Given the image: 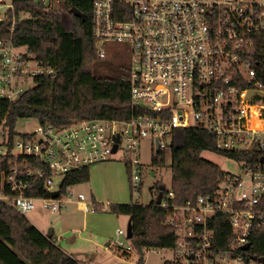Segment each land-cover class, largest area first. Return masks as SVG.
<instances>
[{
	"label": "built area",
	"instance_id": "1",
	"mask_svg": "<svg viewBox=\"0 0 264 264\" xmlns=\"http://www.w3.org/2000/svg\"><path fill=\"white\" fill-rule=\"evenodd\" d=\"M62 1L34 0L44 10ZM91 11L100 58L106 56L105 41L125 44L131 108L142 112L128 120L39 122L33 131L14 130L10 139L7 118L11 104L30 88L24 82L55 71L15 44V27L26 14L16 11L13 0H0V202L21 214L37 202L57 212L74 201L70 187L61 192L62 177L111 160L122 143L120 160L135 197L143 177L141 139L150 136L154 146L158 139L157 152L164 154L173 129H201L213 136L217 149L250 156L235 160L241 173H226L213 193L171 204L165 223L176 239L169 264H264L253 253L255 232L264 229V84L261 62L249 52L263 41L264 0H91ZM38 180L45 194L28 193ZM167 197H173L170 188ZM76 198L83 211H96L81 192ZM159 204L169 207L167 199ZM218 215L229 225L223 246L216 234ZM119 247L131 250L130 244Z\"/></svg>",
	"mask_w": 264,
	"mask_h": 264
},
{
	"label": "trees",
	"instance_id": "2",
	"mask_svg": "<svg viewBox=\"0 0 264 264\" xmlns=\"http://www.w3.org/2000/svg\"><path fill=\"white\" fill-rule=\"evenodd\" d=\"M21 17L13 35L17 46H24L36 60L52 68L53 75L34 78V85L23 92L9 110L7 125L9 138L15 133V124L21 118H34L40 123L56 126L92 118L128 120L132 113L141 109L131 108L128 67L111 68V73L102 74L107 66H101L96 42L92 34L91 0H63L58 7L44 10L34 0H13ZM62 13L68 15L70 26L62 21ZM250 55L260 60L259 76L264 84V36ZM203 151H215L234 160L250 156L243 151L219 150L213 136L201 129L175 128L171 132V184L173 197L168 198V188L155 181L149 188L153 197L148 204L131 201L124 204H108L115 212L130 217L131 237L129 244L143 264L145 251L150 248H171L176 235L165 221L171 213V204H183L198 195L213 193L217 183L227 172L217 164L203 158ZM164 154L152 155V163L162 164ZM0 164V173L2 171ZM89 167L67 172L61 180V192L89 179ZM33 195H44L42 181H36ZM167 199L169 207L156 202L157 196ZM102 209V204H95ZM221 225L216 228L219 245L223 246L229 234L226 217L218 215ZM253 253L264 257V229H257ZM121 248V247H120ZM123 249V248H122ZM124 255L129 252L123 249ZM0 264H83L65 252L50 237L36 228L24 214L0 202ZM165 264H169L166 261Z\"/></svg>",
	"mask_w": 264,
	"mask_h": 264
},
{
	"label": "rangeland",
	"instance_id": "3",
	"mask_svg": "<svg viewBox=\"0 0 264 264\" xmlns=\"http://www.w3.org/2000/svg\"><path fill=\"white\" fill-rule=\"evenodd\" d=\"M70 26V20L66 21ZM106 56L101 60V66H107L102 74L111 73L110 69L118 66L126 67L129 64V53L125 44L114 40L103 43ZM34 85L28 78L23 87ZM39 122L34 118H21L15 124L18 134L33 131ZM122 147L115 151L111 158L115 161L95 163L89 166V179L86 182L71 186L68 190L73 192L71 199L57 211L51 212L42 208V203L37 202L36 208L28 212L25 217L40 231L47 233L49 228L53 230V240L56 245L66 249L72 256L83 264H136L138 255L134 250L129 255L123 254V249L129 245L127 231L130 225V217L127 214L112 211L108 204H124L138 201L140 204H148L153 197L150 194V186L155 181H161L166 188L171 184V153L170 147L164 151L162 164L152 163L153 140L150 136L143 137L140 141V162L142 164L143 177L139 195L132 194L128 172L125 164L120 161ZM201 156L215 164L227 173L240 174L241 166L232 158L215 151H203ZM60 180L55 176V183ZM81 192L86 200L96 199L102 204V209L96 208L95 212L86 214L75 201L76 194ZM135 198V199H134ZM108 203V204H106ZM117 229L123 233L117 234ZM174 253L171 248H150L145 251L143 264H165L171 260Z\"/></svg>",
	"mask_w": 264,
	"mask_h": 264
},
{
	"label": "water",
	"instance_id": "4",
	"mask_svg": "<svg viewBox=\"0 0 264 264\" xmlns=\"http://www.w3.org/2000/svg\"><path fill=\"white\" fill-rule=\"evenodd\" d=\"M62 14H63L62 21H66L67 18H68V15L66 13H62ZM115 141L116 142L118 141V137H115ZM154 143H155V151L157 152L158 151V139H155ZM116 147H117V143L114 144L113 150H115ZM262 160H264V157H262ZM51 195H52V197H56L58 195V191L57 190L53 191L51 193ZM160 200H161V195L159 194L157 196L156 202L159 204ZM52 233H53L52 228H49L46 234L48 235V237H50L52 235ZM130 237H131V228H130V225H129V228H128V231H127V238H130ZM247 248H248V245H244L243 246V249H247Z\"/></svg>",
	"mask_w": 264,
	"mask_h": 264
},
{
	"label": "crops",
	"instance_id": "5",
	"mask_svg": "<svg viewBox=\"0 0 264 264\" xmlns=\"http://www.w3.org/2000/svg\"><path fill=\"white\" fill-rule=\"evenodd\" d=\"M116 159H114V158H112L111 160H109V161H115ZM121 161V160H120ZM106 162H108V161H106ZM90 201H92L94 204H98V203H100V202H97L96 201V199H89ZM106 204H108V203H106ZM81 209V208H80ZM82 210V209H81ZM85 212V211H84ZM86 214H88V213H91V212H85ZM60 247V246H59ZM61 249H63L62 247H60ZM65 252H67L66 251V249H63ZM67 253H69V252H67ZM70 254V253H69Z\"/></svg>",
	"mask_w": 264,
	"mask_h": 264
}]
</instances>
